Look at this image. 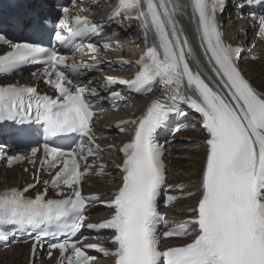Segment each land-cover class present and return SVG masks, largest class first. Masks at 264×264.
Returning a JSON list of instances; mask_svg holds the SVG:
<instances>
[{
  "label": "snow or ice",
  "instance_id": "6c2138e0",
  "mask_svg": "<svg viewBox=\"0 0 264 264\" xmlns=\"http://www.w3.org/2000/svg\"><path fill=\"white\" fill-rule=\"evenodd\" d=\"M245 3L264 5V0ZM226 6V0H188L186 6L179 0H118L110 19L121 15L135 19L143 29L144 42L148 44L149 33L154 39L136 61L140 70L134 77L105 78L104 88L112 106L130 98L114 86L122 85L128 93L148 94L159 83L161 95L142 115L115 125L121 133L127 132L129 125L135 127L129 142L118 149L122 162L116 167L121 179L107 199L99 194L86 196L81 187L94 169L97 175L106 174L105 164H97V160L88 163L89 157L101 156L93 118L105 109L86 99V88L66 75H82L90 65L74 59L69 63L67 55L37 43H14L0 31V44L11 49L0 55V75L42 63L46 65L45 83L57 93L52 97L40 94L35 86L0 85V122L41 124L45 140L75 133L88 142L86 150L83 142L70 150L43 143L40 171L47 172L50 179L42 181L34 176L35 182L26 187L0 192V238L16 239L17 232L30 237L31 264L45 245L49 258L58 251V264H99L89 250L112 258L113 264H264V92L257 90L239 67L243 49L225 38L219 17ZM185 7L191 9L200 47L217 83L190 65L193 49L177 19L185 14ZM62 13L60 23L70 35L55 31L58 42L101 31V26L87 17L73 16L68 7ZM258 21L257 35L264 40V16ZM18 26L34 33L43 31V23L19 21ZM87 47L98 54L96 44ZM130 63L120 61L121 65ZM181 104L200 115L206 133L204 164L195 191H185V184L166 183V145L171 141L161 143L158 139L159 133L169 127L172 114L187 118ZM184 119L172 128L173 134L186 126ZM40 152V147H32L31 158L0 154V159H5L9 168L26 160L35 166ZM40 184L46 187L37 191ZM49 187L63 198L48 199ZM165 189L180 193H165L163 202L168 205L199 193L187 219L170 224L159 214L158 202ZM29 192H36L34 198L27 195ZM96 203L110 209L111 215L94 223L89 220L88 208ZM161 225L167 230L158 232ZM89 230L110 235V246L85 244L83 241L89 237L84 232ZM170 238L190 242L161 250V242Z\"/></svg>",
  "mask_w": 264,
  "mask_h": 264
},
{
  "label": "bare ground",
  "instance_id": "6f19581e",
  "mask_svg": "<svg viewBox=\"0 0 264 264\" xmlns=\"http://www.w3.org/2000/svg\"><path fill=\"white\" fill-rule=\"evenodd\" d=\"M111 2V0H110ZM181 5H187L188 0H179ZM110 4V3H109ZM184 15L178 16V20L180 24L184 28V33L187 35L191 47L193 49V53L196 52V43L193 38V29L191 27L190 13L191 9L185 7ZM118 30L123 31V36L125 38L131 37L130 40H126L125 43L136 46L137 44L140 47H146L148 44L144 42V32L141 29L140 23H132L128 22L125 24H121L118 26ZM229 34H231L228 31ZM129 55H133L130 54ZM194 59V55L190 57ZM205 66L204 60L201 58V61L195 65L196 68H200ZM133 67V66H131ZM264 59L257 63H251L250 65H246L243 68V73L248 80L252 81V84L255 88L264 92ZM125 75V74H124ZM150 102V98L146 100H140L133 102L132 106H130L127 110L121 111L118 115L113 116L114 118H120L122 116L124 119L136 118L142 115ZM110 122L112 119L109 120ZM110 124V123H108ZM178 137L181 139V146L185 148V150L181 153V155L186 159L184 161L176 160L174 161V165H177L178 169H173L170 173L171 184H185L187 185V190L195 191L196 186L199 184V178L201 174V169L204 164V158L206 153V147L204 145V140L206 136L204 132L198 129L196 132H186L180 134ZM123 141L129 139V137L125 134L121 136ZM121 140V141H122ZM197 147V148H195ZM19 171H9L7 173L8 180H4L0 183V190L5 189L10 182L19 183V179L17 178ZM2 176V175H1ZM0 176V177H1ZM109 182H106L108 184ZM112 186L106 187L103 183L97 184L93 189H90L89 192H97L102 193L104 198L109 196L110 191L116 189L120 183V177H115L112 182H110ZM109 185V184H108ZM197 198H188L180 201L174 208L168 209L167 214L169 215V220L171 222L185 220L188 218L189 208L195 206ZM176 209H178V213H176ZM186 242H179L176 246H181ZM28 250V249H27ZM28 253V251H27ZM27 253H25L24 247H16L4 253H0V264H27ZM19 255H23V257H18Z\"/></svg>",
  "mask_w": 264,
  "mask_h": 264
},
{
  "label": "rangeland",
  "instance_id": "374dc122",
  "mask_svg": "<svg viewBox=\"0 0 264 264\" xmlns=\"http://www.w3.org/2000/svg\"><path fill=\"white\" fill-rule=\"evenodd\" d=\"M264 68V67H263ZM264 70V69H263ZM184 151V148L183 147H180V145L178 146V148H177V150L175 151V152H177L178 153V155L177 154H175V157H174V160L176 159V160H179L180 158H181V152H183ZM184 160H186V159H180V161H184ZM173 167H176L175 165H173ZM5 264V263H4Z\"/></svg>",
  "mask_w": 264,
  "mask_h": 264
}]
</instances>
